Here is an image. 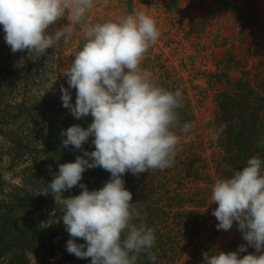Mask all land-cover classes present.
<instances>
[{
  "label": "clouds",
  "instance_id": "clouds-1",
  "mask_svg": "<svg viewBox=\"0 0 264 264\" xmlns=\"http://www.w3.org/2000/svg\"><path fill=\"white\" fill-rule=\"evenodd\" d=\"M93 0H0V25L12 53L28 50L45 53L62 40L66 43L79 26L85 42L63 73L67 85L60 86L63 107L77 120L91 117L87 127L74 124L62 129V144L80 149L74 162L59 164L47 185L71 239L66 251L90 264H136L137 255L155 244V231L133 221L140 211L131 203L133 193L123 174L139 176L152 169L173 166L180 136L193 125L181 124L177 109L183 106L181 90L159 85L153 74L141 68L150 45L160 37L156 20L142 10L117 20L87 22ZM67 13V14H66ZM62 18L67 23L57 25ZM70 89L76 90L75 103ZM220 131L214 133L218 138ZM92 138L94 150L83 145ZM101 167L110 179L98 190L81 183L87 169ZM4 179H10L5 174ZM79 186L78 195L64 197ZM211 199L218 230L237 224L246 244L235 251L205 255L204 264H264V159L252 156L242 170L217 179ZM82 238L84 243H77ZM252 247L255 252L241 256Z\"/></svg>",
  "mask_w": 264,
  "mask_h": 264
},
{
  "label": "rangeland",
  "instance_id": "rangeland-1",
  "mask_svg": "<svg viewBox=\"0 0 264 264\" xmlns=\"http://www.w3.org/2000/svg\"><path fill=\"white\" fill-rule=\"evenodd\" d=\"M202 5V0H93L86 17L87 22L97 23L117 20L134 10H142L156 20L160 37L149 46L140 66L149 70L162 87L181 90L183 106L177 109L178 118L193 125L187 136L179 128L174 129L180 142L172 167L152 169L139 176L128 172L130 184L139 186L141 196L140 217L133 222L143 223L155 231V244L149 250L156 256L154 264H204L205 255L235 251L239 245L247 243L235 223L228 231L217 229L218 221L211 213L218 205L212 202L211 189L217 179L231 177L236 170H242L250 150L259 152L264 147V118L254 111L251 100L248 102L252 95L242 81L249 79L252 73L247 75L242 71V76L237 71L240 64L228 61L226 67L216 55L217 47L210 43L211 34L218 35V32L212 27L215 23H209L212 16L207 18L208 15L202 13ZM64 23H67L66 18L59 20L57 25ZM1 36L4 37L2 25ZM84 42L78 26L66 43L62 40L45 53L23 50L31 54L30 62L39 70L35 69L29 86H25L27 82L21 73L12 83V91L0 90V97L4 93L3 102H27L32 95L40 98L61 96L60 86L68 87L63 73ZM9 50L7 45L8 53ZM6 57L4 49L2 62H7ZM232 67L235 70H230ZM20 88L27 91L18 92ZM220 129L219 137L214 138V133ZM243 132L249 135L245 142L241 138ZM244 144L250 148L248 152L241 149ZM7 146L0 135L1 170L10 174L7 185H18L21 183L15 174L18 169L8 170L9 158L1 159ZM234 151L238 154L235 167L227 164ZM253 156L263 159L257 152ZM51 218L41 220L46 228L52 220L59 225L56 217ZM248 252H255V249L249 247L241 256ZM147 255V252L139 253L136 263L145 264ZM31 259L32 264H37ZM47 264L71 263L58 251Z\"/></svg>",
  "mask_w": 264,
  "mask_h": 264
},
{
  "label": "trees",
  "instance_id": "trees-1",
  "mask_svg": "<svg viewBox=\"0 0 264 264\" xmlns=\"http://www.w3.org/2000/svg\"><path fill=\"white\" fill-rule=\"evenodd\" d=\"M4 49L7 62H2L1 59ZM9 53L7 44L1 36L0 90L6 89L7 92L12 91V83L21 73L25 83L27 82L25 86H29L35 69L39 70L30 62L29 52L12 53L9 50ZM21 90L27 91L20 88L18 92ZM70 91L75 103L76 90L70 89ZM3 96L4 93L0 97V135L4 137L8 146L1 159L5 156L9 158L7 169L12 171L18 169L15 174L20 178L21 183L7 185L4 170H1L0 166V264H32L31 258L37 264H47L48 259L58 251L71 264H90L89 259L77 258L66 251V242L72 237L65 230L63 220L60 218L63 215V207L57 205L51 191L47 195L43 192L47 191V185L51 183L53 173H58L59 164L74 162L78 155L83 154L74 146L65 147L62 144V140L66 137L60 135L61 130L74 124L87 127L91 117L75 119L69 109L63 107L61 96L48 95L40 98L32 95L29 101L24 100L14 104L4 103ZM178 120L183 124L184 121L180 117ZM247 137L249 135L245 132L241 134L244 142ZM91 140L90 137L89 141L83 145L84 149L94 150ZM247 147L241 148L243 152L250 150ZM256 152L264 159V147L259 152L250 150L245 157L251 158ZM237 156V152L234 151L233 155L229 156L230 160H227V164L235 167ZM110 176V172L101 167L91 168L83 173L81 183H85L89 190H98L104 186ZM123 176L126 187L133 193L131 203H135L134 206L139 209L140 188L134 183L130 184L128 172ZM81 191L79 186H74L65 191L64 197L70 194L78 195ZM51 216L57 218L59 225H55V220H52L53 223L46 228L41 220L45 218L49 221L52 219ZM76 240L77 243H84L82 238H76ZM145 264H154V262L148 258Z\"/></svg>",
  "mask_w": 264,
  "mask_h": 264
},
{
  "label": "crops",
  "instance_id": "crops-1",
  "mask_svg": "<svg viewBox=\"0 0 264 264\" xmlns=\"http://www.w3.org/2000/svg\"><path fill=\"white\" fill-rule=\"evenodd\" d=\"M202 13L212 18L218 35L211 34V45L216 48V55L226 67L228 61H236L240 75L242 71L252 73L246 83L251 96L248 100L264 118V0H202ZM218 2V0H217ZM247 18L248 22H243ZM217 22V23H216ZM218 39L217 42H213ZM239 62V63H238ZM243 66V67H242ZM230 70H235L232 67ZM241 83V82H240ZM237 85L238 82H236ZM262 109V110H261ZM261 110V111H260Z\"/></svg>",
  "mask_w": 264,
  "mask_h": 264
}]
</instances>
